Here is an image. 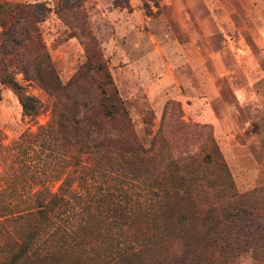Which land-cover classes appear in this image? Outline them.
<instances>
[{
	"label": "rangeland",
	"instance_id": "374dc122",
	"mask_svg": "<svg viewBox=\"0 0 264 264\" xmlns=\"http://www.w3.org/2000/svg\"><path fill=\"white\" fill-rule=\"evenodd\" d=\"M16 6L35 12V26L61 83L86 55L95 50L101 54L145 147L164 114L163 139L156 143L161 163H151L157 175L167 171L168 152L204 153L213 140L234 188L232 196L217 203L220 217L227 219L234 205L264 208V0H0V30L5 15ZM15 79L40 106L34 118L21 115L15 96L0 84L4 146L45 124L51 115V96L18 72ZM11 150L17 154L15 163L22 164L25 158L16 148ZM27 152L32 158L40 156L38 151ZM219 167L210 164L203 180L221 184ZM71 174L70 188L91 194L84 206L96 215L107 213L123 197L134 208L136 198L129 195L146 190V181H121L115 174L98 177L82 170ZM1 177L0 264H9L8 256L27 222L5 217L3 206L29 199V193L22 191L20 180L13 179L15 186L9 187ZM39 177L54 191L57 183L50 173ZM14 264L102 263L89 252L57 251L48 260ZM233 264H264V258L245 252Z\"/></svg>",
	"mask_w": 264,
	"mask_h": 264
},
{
	"label": "trees",
	"instance_id": "16d2710c",
	"mask_svg": "<svg viewBox=\"0 0 264 264\" xmlns=\"http://www.w3.org/2000/svg\"><path fill=\"white\" fill-rule=\"evenodd\" d=\"M34 14L16 6L7 12L0 30V84L15 96L21 115L34 118L40 102L26 93L15 72L52 99L48 122L22 132L11 146L0 144L5 186L14 187L17 179L22 191L29 193V199L3 206L5 217L27 222L8 256L9 264L48 260L57 251L89 252L102 264H233L245 252L264 258V208L234 205L225 220L218 213L217 203L232 196L234 188L214 141L204 153L168 152L167 171L157 175L151 163H161L156 143L163 139L164 114L145 147L96 50L61 83ZM11 148L25 158L22 164L15 163L17 154ZM27 149L40 156L32 158ZM213 163L220 166L221 184L202 178ZM79 170L98 177L115 174L121 181H146V190L129 195L136 198L134 208L123 197L107 213L96 215L84 206L91 194L70 188L71 172ZM46 173L57 183L54 191L39 177Z\"/></svg>",
	"mask_w": 264,
	"mask_h": 264
}]
</instances>
